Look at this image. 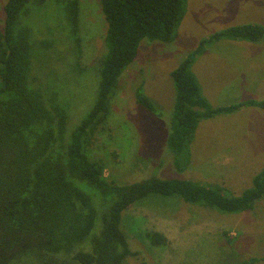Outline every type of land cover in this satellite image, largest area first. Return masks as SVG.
<instances>
[{
    "label": "trees",
    "instance_id": "16d2710c",
    "mask_svg": "<svg viewBox=\"0 0 264 264\" xmlns=\"http://www.w3.org/2000/svg\"><path fill=\"white\" fill-rule=\"evenodd\" d=\"M48 1L6 0L3 6L0 264H120L135 255L121 227L122 212L133 204L167 205L158 199L137 202L150 195L227 213L252 209L264 197V168L254 175L251 186L230 196L216 186L175 177L151 175L121 182L107 177L105 163L93 156L91 145L107 128L120 75L136 58L143 39H173L184 14V0H100L107 23L104 55L97 64L94 102L79 116L73 109V82L63 78L70 70H82L79 0H55L61 4L59 15L30 20L35 6ZM263 36L260 23L225 27L202 39L171 69L174 102L167 144L175 167L180 168V155L200 119L231 114L246 105L264 110V100L252 98L212 105L192 71L195 59L213 40L257 43ZM134 97L155 118L162 114L141 85ZM173 201L169 205L175 209ZM150 234L145 237L153 244L163 241L157 232Z\"/></svg>",
    "mask_w": 264,
    "mask_h": 264
},
{
    "label": "rangeland",
    "instance_id": "374dc122",
    "mask_svg": "<svg viewBox=\"0 0 264 264\" xmlns=\"http://www.w3.org/2000/svg\"><path fill=\"white\" fill-rule=\"evenodd\" d=\"M5 1L0 0V28ZM48 2L36 5L30 20L54 19L62 12L61 4ZM257 21L264 26V0H184V14L171 41H141L136 58L118 79L107 128L91 145L93 156L105 163L107 177L121 182L151 175L189 179L216 186L230 196L251 186L254 175L264 168L263 109L246 105L231 114L200 119L180 155V168L174 166L167 136L174 102L171 69L212 33ZM106 25L100 0H79L82 70H70L63 77L73 82L77 116L92 106L96 96ZM241 43L253 42L213 40L193 63L201 92L212 105L264 100V36L257 48L235 46L245 45ZM140 85L160 116L155 118L136 103L134 90ZM147 199L167 205L133 204L122 212L121 227L135 255L120 264H241L252 258L250 264H264V197L252 209L237 213L170 199L176 200L174 209L169 198L156 195L137 202ZM156 232L163 241L153 244L145 235Z\"/></svg>",
    "mask_w": 264,
    "mask_h": 264
},
{
    "label": "crops",
    "instance_id": "0c3cea01",
    "mask_svg": "<svg viewBox=\"0 0 264 264\" xmlns=\"http://www.w3.org/2000/svg\"><path fill=\"white\" fill-rule=\"evenodd\" d=\"M252 22H256V21H252ZM243 23H250V22H243ZM257 23H260V22L257 21ZM241 44H245V45H235V46H238L239 48H242L243 46H245V48H257V44H258V43H252V44L241 43ZM247 44H248V45H247ZM255 46H256V47H255ZM198 56H199V55H198ZM197 58H198V57H197ZM197 58H196V59H197ZM196 59H195V60H196ZM194 62H195V61H194ZM194 62H193V63H194ZM192 71L195 72V71L193 70V64H192ZM195 76H196V78H198L197 75H195ZM197 80H198V79H197ZM198 82H199V81H198ZM199 84H200V82H199Z\"/></svg>",
    "mask_w": 264,
    "mask_h": 264
}]
</instances>
